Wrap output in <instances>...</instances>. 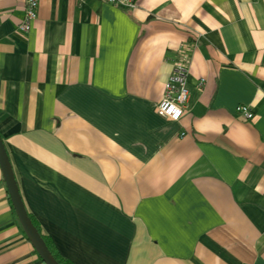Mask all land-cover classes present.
<instances>
[{
  "label": "crops",
  "instance_id": "obj_1",
  "mask_svg": "<svg viewBox=\"0 0 264 264\" xmlns=\"http://www.w3.org/2000/svg\"><path fill=\"white\" fill-rule=\"evenodd\" d=\"M0 0V137L72 264H264V0ZM188 97L156 113L179 49ZM246 105L250 118L237 114ZM0 264H44L0 170Z\"/></svg>",
  "mask_w": 264,
  "mask_h": 264
},
{
  "label": "built area",
  "instance_id": "obj_2",
  "mask_svg": "<svg viewBox=\"0 0 264 264\" xmlns=\"http://www.w3.org/2000/svg\"><path fill=\"white\" fill-rule=\"evenodd\" d=\"M103 1L122 8H133L136 5V0ZM38 2L39 0H23V16L17 25L18 30L27 31L29 29L36 17ZM187 62L188 54L184 47V49H179L168 77L163 83L162 94L154 103V109L157 114L174 120L181 116L188 97V88L186 86ZM235 111L245 118H250L252 116V112L244 104L237 105Z\"/></svg>",
  "mask_w": 264,
  "mask_h": 264
},
{
  "label": "water",
  "instance_id": "obj_3",
  "mask_svg": "<svg viewBox=\"0 0 264 264\" xmlns=\"http://www.w3.org/2000/svg\"><path fill=\"white\" fill-rule=\"evenodd\" d=\"M0 170L5 182V186L9 195V199L13 210L15 212L16 218L32 247L43 261L44 264H59L54 258L50 250L48 249L46 243L42 239L38 230L32 223L27 211L23 205L22 199L20 197L12 168L3 145L2 139L0 137Z\"/></svg>",
  "mask_w": 264,
  "mask_h": 264
},
{
  "label": "trees",
  "instance_id": "obj_4",
  "mask_svg": "<svg viewBox=\"0 0 264 264\" xmlns=\"http://www.w3.org/2000/svg\"><path fill=\"white\" fill-rule=\"evenodd\" d=\"M28 214V213H27ZM28 216L30 217L32 223L34 224V226L36 227V229L38 230L39 234L41 235L42 239L44 240V242L46 243L48 249L50 250V252L52 253V255L54 256V258L57 260V262L59 264H72L70 262V260L60 256L56 251H54L49 239L47 237H45L44 235H42L37 227V225L35 224V222L32 220L31 216L28 214Z\"/></svg>",
  "mask_w": 264,
  "mask_h": 264
}]
</instances>
